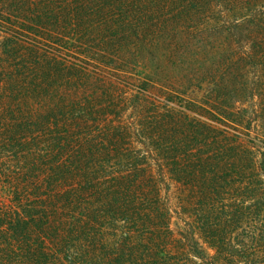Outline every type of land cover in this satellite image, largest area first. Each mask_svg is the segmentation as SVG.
<instances>
[{
	"label": "rangeland",
	"instance_id": "1",
	"mask_svg": "<svg viewBox=\"0 0 264 264\" xmlns=\"http://www.w3.org/2000/svg\"><path fill=\"white\" fill-rule=\"evenodd\" d=\"M18 27L26 42V50H19L26 63L30 48L39 50L33 62L47 55L65 70L59 81H68H58L48 105L53 99L80 111L68 128L75 136L73 158L78 159L80 134L99 143L106 140L103 134L120 132L117 141L126 153L145 155V174L159 177L171 231L178 238L188 236L212 257L214 252L189 228L181 211L186 191L160 169L148 139L137 130L142 121L154 122L163 109L189 108L188 114L199 119L198 114L227 112L226 117L237 120V129L248 133L251 143H244L261 166L264 0H0V54L6 35ZM5 103L0 102V213L11 214L19 206L17 194L27 203L22 195L44 190V178L54 174L58 148L47 142L51 138L42 130L54 131L56 122L59 127L64 124L60 116L57 121L44 120L45 101L33 98L24 110L31 124L17 142L12 137H20L21 131L14 123L24 117L5 113ZM85 160L75 174L93 172L95 162ZM115 163L114 158L105 159V174L129 173L114 169ZM10 246L0 237V260L29 264L26 252Z\"/></svg>",
	"mask_w": 264,
	"mask_h": 264
},
{
	"label": "trees",
	"instance_id": "2",
	"mask_svg": "<svg viewBox=\"0 0 264 264\" xmlns=\"http://www.w3.org/2000/svg\"><path fill=\"white\" fill-rule=\"evenodd\" d=\"M16 29H7L0 54L3 111L22 113V118L34 98L45 101L44 120L60 116L64 125L56 122L54 131L42 130L59 154L54 174L43 180L45 189L25 192L27 203L17 194L18 209L0 213V237L12 249L26 252L29 264H264V160L258 167L244 143L251 139L237 129V120L226 117L227 112L198 114L199 119L188 114L189 108H169L157 113L154 122L142 121L137 130L148 139L160 169L186 191L181 211L214 252L206 257L194 240L171 231L159 177L145 174V155L126 153L117 141L120 132L103 134L106 140L99 143L80 134L78 159L73 158L75 136L68 128L80 111L53 99L48 105L65 70L47 55L33 62L39 50L30 48L26 63L25 53L19 52L26 50V42ZM14 124L21 133L12 138L19 142L31 123L24 117ZM88 157L95 162L94 174H75ZM107 157L116 160L114 169L129 173L105 174Z\"/></svg>",
	"mask_w": 264,
	"mask_h": 264
}]
</instances>
